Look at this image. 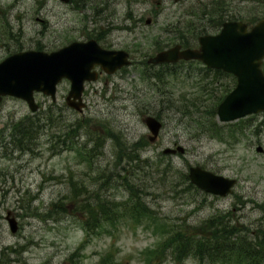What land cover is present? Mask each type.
Wrapping results in <instances>:
<instances>
[{
  "label": "rangeland",
  "instance_id": "obj_1",
  "mask_svg": "<svg viewBox=\"0 0 264 264\" xmlns=\"http://www.w3.org/2000/svg\"><path fill=\"white\" fill-rule=\"evenodd\" d=\"M75 1L71 5L60 0H0V38L5 41L11 34L23 49L51 51L99 36L104 47L125 49L132 59L129 66L85 83L81 111L65 102L67 79L57 85L54 101L35 93L39 108L34 112L19 98L6 96L0 101V136L5 135L0 143V264H174L167 249L153 258L165 223L178 229L182 224L197 227L223 213L230 225L244 230L241 233L249 236L259 229L264 234V114H253L258 116L253 125L263 122L256 133L251 127L246 136L232 140L189 130L169 112L156 140L150 142L143 121L156 110V88L167 86H152L143 60L176 41L173 24L189 17L187 9L198 11L210 0H83L79 5ZM263 2L227 3L232 16L251 21L255 15L264 16ZM147 17L153 18L151 24H145ZM11 48V42L0 44V60L18 49ZM25 116L45 124L31 151L19 152L6 137L9 125ZM134 142L141 145L136 148ZM177 145L183 147L182 153H162ZM257 146L263 152H257ZM76 147L83 149L77 152ZM131 154L138 160H129ZM145 159H159L163 173L147 167ZM192 165L235 178L231 193L220 197L187 186L180 178ZM129 187L158 221L149 213L140 221L126 216L113 223L103 221L104 228L86 233L80 222L84 202L75 203L74 194L82 200L98 195L99 203H129L133 201ZM8 211L18 225L13 233L5 219ZM184 264L220 263H200L191 257Z\"/></svg>",
  "mask_w": 264,
  "mask_h": 264
},
{
  "label": "trees",
  "instance_id": "obj_2",
  "mask_svg": "<svg viewBox=\"0 0 264 264\" xmlns=\"http://www.w3.org/2000/svg\"><path fill=\"white\" fill-rule=\"evenodd\" d=\"M79 1L82 2L83 0ZM197 10L187 9L191 15L187 19L184 17L185 19L176 21L173 24L172 33H175L173 39L185 46L190 45L201 34L218 30L225 20L241 19L246 21L240 16H232L227 11L226 0H213L211 3L204 2L201 6H198ZM258 18L255 15L249 18L251 21L247 22H254ZM168 28L169 23H166L165 30H168ZM194 62H180V64L175 63L172 65L160 64L158 66L143 65L148 71L146 78L152 86L159 83H164V86L167 84L166 89L162 90L163 87L160 89L158 86L155 90L156 110L153 111V114L162 120L167 113L171 112L173 117L179 120L178 123L189 130L197 133L208 132L210 135L221 137V139L228 138L232 140L233 138L246 136L251 127H253V133H256L259 130V124L263 123L253 125L258 116L248 115L228 123H219L216 120V107L224 95L232 89L235 80L221 70L209 69L200 66L198 62ZM178 65L183 67L177 69ZM191 66L197 68L198 71L193 72L190 69ZM184 68L188 69L184 71ZM206 80L208 81L205 83V87H201ZM190 89L194 90L190 91ZM44 124L45 121L35 116H25L12 122L8 127L9 132L6 142L13 145V150L19 152L31 151L37 138L36 133L43 128ZM73 138L74 133L69 137L71 145H73ZM3 141H5V135L1 134L0 143ZM133 145L137 148L141 143L134 142ZM82 149L76 147L77 152ZM128 159L137 161L138 157L136 154H131L128 155ZM156 161L161 162L159 159L154 162L145 159L147 167L154 166L156 173H163L162 168L158 167ZM169 167V164H167L166 169ZM166 169H163V171ZM180 179L182 182H186L187 186L197 190L188 181L186 174H184V179L183 176ZM129 190L130 196L133 198V201H130L132 205H128L130 202L118 203L109 200L99 203L98 195H89L82 200L75 193V203L81 204L84 202L81 205V207H84V218L82 217L83 220L80 222L85 232L87 233L90 229H96L99 226L101 229L104 228V225L101 224L103 221L113 223L126 216L134 221H140L139 218L142 215L149 213L155 221H158L159 218L151 210H148L147 206L137 200V195L133 193L130 187ZM55 206L57 207V203H55ZM182 227L178 229L172 227L170 223H165V227H163L164 235L161 237L162 242L155 246L152 252L153 258L157 257L162 249H167L174 264H184V261L191 257L200 263L264 264L263 231L256 229L255 233L247 236L246 232L241 233L244 230L240 232L234 223L230 225L228 217L224 213L212 215L197 227L188 228L183 224ZM78 250L79 247L76 251ZM102 264L107 263L103 262Z\"/></svg>",
  "mask_w": 264,
  "mask_h": 264
},
{
  "label": "water",
  "instance_id": "obj_3",
  "mask_svg": "<svg viewBox=\"0 0 264 264\" xmlns=\"http://www.w3.org/2000/svg\"><path fill=\"white\" fill-rule=\"evenodd\" d=\"M67 1V0H63ZM150 19L146 20L149 23ZM198 48H183L175 44L157 52L147 59L148 63L175 62L179 59H197L210 68H219L236 76V84L225 95L216 108L217 119L233 121L240 117L264 111V72L261 69L264 58V18L250 29L242 21L229 20L222 24L218 33L198 38ZM130 64L128 52L123 49L102 48L95 39L72 41L51 52L26 50L13 53L0 61V100L10 95L25 100L32 111L38 107L34 91L55 99L56 84L62 79L70 81L66 103L81 111L82 90L85 81L95 80L96 66L106 73ZM144 122L154 141L161 122L153 116H146ZM261 151V147L256 148ZM183 152V147H166L163 153ZM189 179L207 192L224 196L230 192L235 180L191 166ZM11 212L6 219L11 232L17 230V223Z\"/></svg>",
  "mask_w": 264,
  "mask_h": 264
},
{
  "label": "flooded vegetation",
  "instance_id": "obj_4",
  "mask_svg": "<svg viewBox=\"0 0 264 264\" xmlns=\"http://www.w3.org/2000/svg\"><path fill=\"white\" fill-rule=\"evenodd\" d=\"M181 1H182V0H173L174 3H180ZM159 2H161V0H158V3H159ZM66 3L72 5L73 2H72V0H68V2H66ZM106 3H107V2H106ZM156 6L159 7L158 4H157ZM130 15H131V14H130ZM142 15H143V14H142ZM142 15H141V18L143 17ZM128 17H130V16H128ZM10 30L12 31L11 28H10ZM7 40H8V41H5V39H1V38H0V44L5 45V44H7L8 42H11V43H12V48H18V49L22 48V44L19 42V38H18V37H16V38L13 39V38L11 37V34H9ZM12 48H11V49H12ZM11 49H10V50H11ZM18 49H15V50H18ZM12 51H13V50H12ZM10 52H11V51H8L5 55L7 56L8 54H10ZM97 70H98V73H99V74L102 73V71H101L99 68H98Z\"/></svg>",
  "mask_w": 264,
  "mask_h": 264
}]
</instances>
